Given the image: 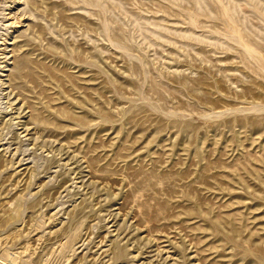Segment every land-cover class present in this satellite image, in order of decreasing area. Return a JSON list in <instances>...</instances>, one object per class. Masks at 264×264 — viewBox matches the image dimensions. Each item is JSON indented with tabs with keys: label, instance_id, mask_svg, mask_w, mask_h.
Returning <instances> with one entry per match:
<instances>
[{
	"label": "rangeland",
	"instance_id": "1",
	"mask_svg": "<svg viewBox=\"0 0 264 264\" xmlns=\"http://www.w3.org/2000/svg\"><path fill=\"white\" fill-rule=\"evenodd\" d=\"M0 264H264V0H0Z\"/></svg>",
	"mask_w": 264,
	"mask_h": 264
}]
</instances>
